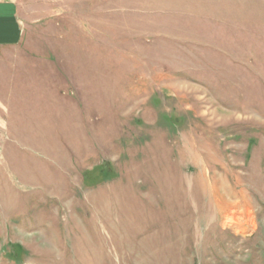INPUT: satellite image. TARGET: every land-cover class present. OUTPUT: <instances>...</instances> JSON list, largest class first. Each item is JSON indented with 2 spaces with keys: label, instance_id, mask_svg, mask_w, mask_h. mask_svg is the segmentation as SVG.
Here are the masks:
<instances>
[{
  "label": "rangeland",
  "instance_id": "374dc122",
  "mask_svg": "<svg viewBox=\"0 0 264 264\" xmlns=\"http://www.w3.org/2000/svg\"><path fill=\"white\" fill-rule=\"evenodd\" d=\"M0 1V264H264V0Z\"/></svg>",
  "mask_w": 264,
  "mask_h": 264
},
{
  "label": "crops",
  "instance_id": "0c3cea01",
  "mask_svg": "<svg viewBox=\"0 0 264 264\" xmlns=\"http://www.w3.org/2000/svg\"><path fill=\"white\" fill-rule=\"evenodd\" d=\"M14 1H0V52L22 42L23 25Z\"/></svg>",
  "mask_w": 264,
  "mask_h": 264
}]
</instances>
